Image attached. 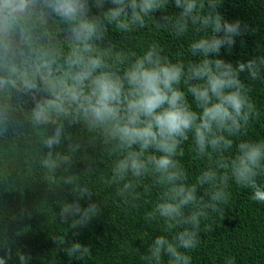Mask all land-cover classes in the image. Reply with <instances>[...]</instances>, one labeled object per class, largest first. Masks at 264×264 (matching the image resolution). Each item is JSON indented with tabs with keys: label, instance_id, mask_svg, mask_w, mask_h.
<instances>
[{
	"label": "clouds",
	"instance_id": "9594fccd",
	"mask_svg": "<svg viewBox=\"0 0 264 264\" xmlns=\"http://www.w3.org/2000/svg\"><path fill=\"white\" fill-rule=\"evenodd\" d=\"M222 6L223 0H0V132L17 124L20 106L31 101L28 123L51 127L39 140L48 150L40 167L51 173L69 159L52 150L69 139L67 125L79 124L108 158L105 183L114 196L136 207L147 194L142 219L167 230L150 239L143 264H191L201 225L228 204L230 184L264 204V138L248 135L264 120L246 83L264 84V47L257 41L246 59H224L221 49L230 55L237 38L243 47L244 34L256 29L227 19ZM146 22L153 36L176 47L174 56L157 39L125 46ZM80 147L73 139L66 151ZM186 152L202 162L194 173L183 162ZM63 183L71 199L59 206L61 224L74 229L101 212L86 181L69 176ZM51 238L69 259L86 262L91 254L79 240ZM6 239L0 238V264H29L19 249L13 259Z\"/></svg>",
	"mask_w": 264,
	"mask_h": 264
},
{
	"label": "trees",
	"instance_id": "16d2710c",
	"mask_svg": "<svg viewBox=\"0 0 264 264\" xmlns=\"http://www.w3.org/2000/svg\"><path fill=\"white\" fill-rule=\"evenodd\" d=\"M219 11L229 20L239 18L249 29H256L244 34L243 47L237 38L230 55L221 49L224 59H246L255 54L257 41L264 47V0H223ZM153 16L159 21L161 12L156 10ZM151 33V25L146 22L144 29L133 32L123 43L136 49L157 39L170 55H175L176 47L167 37ZM112 36L121 39L117 33ZM246 83L250 84V95L264 120V84ZM31 107V101L22 104L16 113L18 123L0 132V238H7L13 259L19 249L30 257L29 264H143L140 256L145 254L150 239L167 234L162 223H145L142 219L148 207L144 200L151 197L142 194L136 207H131L114 196V186L105 183L109 178L108 158L100 156L98 145L88 142V135L79 124L67 125L65 133L69 139L52 150L54 155H68V161L59 162L51 173L42 169L39 162L48 150L39 140L51 127L46 132L29 124L27 113ZM248 135L264 138V123H254ZM73 139H80L82 147L68 153L66 146ZM183 162L189 173L202 163L187 152ZM88 167L94 169L91 174H85ZM69 176L86 181L94 192L89 198L101 208L85 225L74 229L61 224L58 215L62 199H71L70 185L63 183ZM229 192L230 199L222 211L211 213L202 223L198 247L188 253L191 264H224L228 257L234 264H264V204L251 201L247 189L230 184ZM85 203L81 201L82 206ZM73 232L77 233L75 237ZM52 234L61 239L64 236L65 243L79 240L87 244L91 254L86 262L69 259L63 252L64 245L57 246ZM3 254L0 247V255Z\"/></svg>",
	"mask_w": 264,
	"mask_h": 264
}]
</instances>
